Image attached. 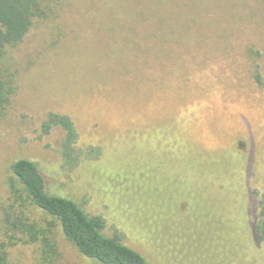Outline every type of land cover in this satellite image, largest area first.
<instances>
[{
    "label": "rangeland",
    "instance_id": "1",
    "mask_svg": "<svg viewBox=\"0 0 264 264\" xmlns=\"http://www.w3.org/2000/svg\"><path fill=\"white\" fill-rule=\"evenodd\" d=\"M46 5L0 63L15 83L0 114V242L11 166L28 158L147 264H264L252 193L264 195V0ZM50 112L74 122L73 167L64 131H42ZM21 210L52 229L57 253L20 241L8 264H103L35 205Z\"/></svg>",
    "mask_w": 264,
    "mask_h": 264
},
{
    "label": "trees",
    "instance_id": "2",
    "mask_svg": "<svg viewBox=\"0 0 264 264\" xmlns=\"http://www.w3.org/2000/svg\"><path fill=\"white\" fill-rule=\"evenodd\" d=\"M48 1L0 0V63L6 49L19 44L28 34L34 18L45 15ZM14 93V80L0 64V114L8 109ZM54 128L64 131L61 153L67 165L75 166L80 154L74 122L68 115L50 112L42 123V131L48 134ZM11 169L16 182L11 184L9 204L4 210L1 229L7 241L0 242V264L9 262L7 246L20 241L39 243V250L48 262L53 261L57 253L52 229L28 220L21 210L25 201L57 220L66 239L81 254L103 264H147L145 256L124 243L123 236L117 231L112 236L104 232L106 221L103 216L89 215L73 198L50 192L37 162L19 158L12 163ZM252 193L257 205L253 228L257 238L264 240V195L256 190Z\"/></svg>",
    "mask_w": 264,
    "mask_h": 264
}]
</instances>
